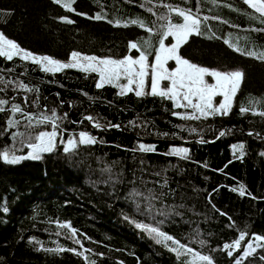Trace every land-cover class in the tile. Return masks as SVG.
I'll return each instance as SVG.
<instances>
[{"label": "trees", "instance_id": "obj_1", "mask_svg": "<svg viewBox=\"0 0 264 264\" xmlns=\"http://www.w3.org/2000/svg\"><path fill=\"white\" fill-rule=\"evenodd\" d=\"M166 4L199 9L201 17H209L205 34L191 37L182 47L185 58L210 69L245 71L231 111L184 120L172 113L191 109L175 108L167 98L137 97L133 91L121 95L112 84L97 88V73L79 68L46 73L31 61L0 57V77L37 89L29 92L14 83L0 91V99L9 101L6 111L0 112V152L28 153V141L22 144V138L13 139L12 134L26 131L25 114L51 116L53 109L57 117L67 114L57 120L64 139L84 131L97 140L79 145L74 153H65L59 142L40 160L14 165L0 161V264H186L192 260L191 255L178 258L170 242L157 243L137 223L160 227L194 251L211 255L215 264H234L240 253L229 257L223 245L237 239L240 231L264 235V117L240 112L242 106L264 111V62L224 43L229 39L242 48L264 51V32L251 31L264 25L251 18L258 14L243 0H74L75 11L52 0H0V31L25 49L59 60H68L72 51L114 59L136 57L139 52L129 49L130 41H150L147 50L152 53L159 46L163 30L159 16L168 14ZM98 13L105 18H90ZM135 19L146 27L124 26ZM172 19L181 22L174 13ZM213 33L219 38L208 39ZM153 60L150 55L149 62ZM13 103L24 113H16L20 124L8 128ZM88 116L94 121L85 119ZM94 122L102 127H94ZM52 130L45 123L27 131L35 136ZM241 144L243 156L233 148ZM140 145L154 146L155 151H141ZM179 148L189 150L187 158L169 154ZM152 196L155 199H146ZM57 221L71 228H60ZM72 228L83 247L70 238ZM58 247L84 251L88 261L72 251L43 250ZM260 256L264 249H257L243 264H264Z\"/></svg>", "mask_w": 264, "mask_h": 264}, {"label": "snow or ice", "instance_id": "obj_2", "mask_svg": "<svg viewBox=\"0 0 264 264\" xmlns=\"http://www.w3.org/2000/svg\"><path fill=\"white\" fill-rule=\"evenodd\" d=\"M53 3L61 5L67 11H75L73 8L74 0H52ZM150 2V0H149ZM215 2V0H213ZM243 3L248 8L254 10L258 16L251 18L258 19L262 25H264V0H243ZM143 7V5H141ZM168 9L167 15H160L159 19L163 21L161 28L163 29L159 39V46L155 49L154 53L147 49L151 47L150 41L145 40L143 43L137 41L129 42V49H134L139 52V55L133 57L132 55H126L122 59H114L112 57H98L95 55H85L78 51H72L70 53L68 61H61L50 55H39L31 50L22 47L16 40L9 38L3 31H0V57L6 58L8 61H12L14 58H19L22 61H31L37 65L41 71L46 73H57L64 69L79 68L84 72L97 73L99 75V81L96 84L97 88L103 87L105 84H114L120 88V94L124 95L126 92L135 91L137 97L150 94L152 96H160L167 98L173 102L175 108L191 109V112H173L174 116H178L184 120H200L207 119L216 115H228L233 106V100L236 97L238 91L245 80V71L237 68L233 70H219L215 68H208L201 66L197 63L192 62L190 59L185 58L181 54L183 46L187 45L190 38L193 36H202L205 34V28L207 26L208 16L201 17L199 9L193 11L192 8H181L178 5L173 6L170 4L164 5ZM227 7L231 8V4ZM149 12L152 8L148 9ZM181 18V22L174 23L172 14ZM79 15H85L78 13ZM251 16V14H249ZM96 20L104 19L105 17L101 14H96L94 17H90ZM61 21L72 24L73 20L68 17H60ZM212 19H219L218 17H212ZM112 23V21H109ZM117 26L120 25V21L115 22ZM227 24L228 21H223ZM129 24L139 25L141 28H145L146 25L142 20H131L124 24L127 27ZM232 27H239V25H232ZM149 33L153 32V28L148 27ZM251 31L264 32V27L252 28ZM169 37L172 38V42L166 44L165 41ZM219 38L213 33L208 36V39ZM224 43L232 48L235 52L240 53L243 56L254 58L258 61L264 62V51H256L252 49H246L240 47L236 43H232L229 39H225ZM154 55V60L150 63L149 56ZM174 61L175 67L169 69L168 62ZM150 71L151 74V90L150 92L145 91V81ZM207 77L212 78L214 82H209ZM124 78L127 80L126 84H120V80ZM167 81L168 85L161 88V82ZM0 83L4 85V88H0L3 91L8 85L16 82L11 80H4L0 77ZM135 85V88H133ZM16 87L24 89L29 92L37 91L35 88H29L27 84L23 82L16 83ZM217 96L223 99L216 104L215 98ZM36 101H34L35 103ZM9 101L7 99H0V112H5V105ZM12 116L6 121L8 128H16L20 121L16 120V113H24V109L19 105L13 103L9 110ZM252 111L254 114H258L264 117V111L256 113L254 109L250 107H240V112L247 113ZM67 114H64L63 118H66ZM56 111L52 110V115H45L41 113L39 118H35L34 114H25V120L27 121L25 132L13 133V139L17 137L22 138L20 142L23 144L24 140H27V147L30 151L26 156L16 155L14 150H4L0 152V161L6 164H18L22 160L32 159L40 160L43 153H51L56 149L57 138L60 137V144L63 145V151L65 153H74L79 145H93L97 143L94 136L88 132L81 131L78 135L70 136L67 140L63 138V133L57 131L59 124ZM89 121H94L91 116L85 117ZM50 123L52 131H39L35 136H31L27 130L33 129L40 124ZM94 127L101 128L102 125L99 122H94ZM114 127H119L118 125ZM196 131V129H191ZM225 132H221L220 135H225ZM253 135V133H249ZM203 142V141H201ZM243 145H234L233 148L240 152L243 156ZM140 150L144 152L155 151L154 146L140 145ZM187 148L173 149L171 155H177L182 158H187ZM264 155V153H262ZM236 191V189H233ZM151 192V190H150ZM240 195H245V189L241 185L239 189ZM136 195H141L137 193ZM146 199H155L154 196ZM152 205L149 203V209ZM139 210V208H138ZM7 211V208H4ZM163 214V213H161ZM60 228H71L70 224H61L59 221L56 222ZM136 227L146 231L150 236H153L157 243H163L168 246L171 244L170 250L175 252L177 257L191 255L192 260L186 261V264H215V261L211 255H202L199 252L194 251L186 244L181 243L179 239L174 238L172 235L162 231L158 226H152L145 223H137ZM77 230L71 229L70 238L75 240L76 244L83 247L81 241L76 238ZM246 237H249L248 242L243 245V251L241 252L242 242L245 241ZM200 243H204L201 241ZM257 249H264V235H258L249 233L246 231H240L238 238L232 243H225L223 250L227 252L229 257H233L234 252H239L234 259V264H243V261L254 255ZM45 251L62 252L72 251L77 255L82 256L88 261V256L85 255L84 251H77L76 249H43ZM90 251V250H85ZM102 255V254H101ZM260 260L264 261V256L259 257ZM89 264H95L94 261H90ZM123 264V262H121Z\"/></svg>", "mask_w": 264, "mask_h": 264}, {"label": "rangeland", "instance_id": "obj_3", "mask_svg": "<svg viewBox=\"0 0 264 264\" xmlns=\"http://www.w3.org/2000/svg\"><path fill=\"white\" fill-rule=\"evenodd\" d=\"M168 39H170V40H169V41L166 40V41H165L166 44L172 42V38H171V37H169ZM61 61H68V60H61ZM168 67H169V69L174 68V67H175V62H174V61H169V62H168ZM232 70H233V69H232ZM224 71H227V70H224ZM206 79H208L210 83H211V82H214V81L212 80V78H210V77H207ZM119 83H120V84H126V83H127V80L124 79V78H122V79L120 80ZM112 85H114V84H112ZM167 85H168V82H167V81H163V82H161V88H164V87H166ZM133 88H135V85H133ZM118 89H119V91H121L120 88H118ZM150 90H151V74H150V71H149V74H148V76L146 77V81H145V91H146V92H150ZM133 92H135V91H133ZM222 99H223L222 97L217 96V97L215 98V103L218 104ZM63 138H64V137H63ZM65 140H67V139H65ZM59 141H60V137L57 138V145H58ZM29 151H30V149H29ZM29 151H28V152H29ZM26 155H27V153H26V154H23V156H26Z\"/></svg>", "mask_w": 264, "mask_h": 264}]
</instances>
